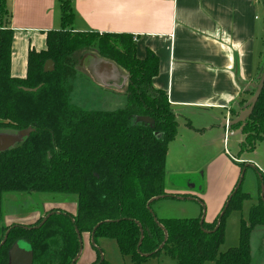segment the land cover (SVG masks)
Here are the masks:
<instances>
[{"label": "trees", "instance_id": "16d2710c", "mask_svg": "<svg viewBox=\"0 0 264 264\" xmlns=\"http://www.w3.org/2000/svg\"><path fill=\"white\" fill-rule=\"evenodd\" d=\"M74 16L70 3L62 2V27L47 32L45 49H30L26 76L14 77L11 10L8 0H0V130L33 129L18 146L0 152V226L6 193L77 196L75 215L53 208L42 226L47 215L35 224L13 223L5 228L9 233L0 247V264L9 263V251L18 241L30 245L33 264H73L81 248L76 229L82 236L96 226L95 241L98 236L114 238L120 253L136 260L166 249L177 264H251V234L264 225V173L256 168L260 195L250 207L248 220L241 223L239 244L224 252L220 248L226 238L225 217L252 199L241 187L231 194L224 214L211 223L204 220L203 227L202 216L158 217L152 210L157 200L148 207L151 199L196 197L165 192L166 157L178 120L167 93L152 83L159 72L158 58L149 53L139 59L136 42L128 34L74 31ZM88 52L113 60L128 73L121 108L87 110L72 101L71 80ZM50 60L53 68L46 70ZM141 116L154 122L139 120ZM243 134L241 152L253 151L264 139V88ZM98 252L95 264H110L102 259L101 249Z\"/></svg>", "mask_w": 264, "mask_h": 264}, {"label": "crops", "instance_id": "0c3cea01", "mask_svg": "<svg viewBox=\"0 0 264 264\" xmlns=\"http://www.w3.org/2000/svg\"><path fill=\"white\" fill-rule=\"evenodd\" d=\"M64 1L70 3L74 12V31L128 34L133 39L136 37L139 59L147 58L149 53L157 56L159 72L152 83L167 93L177 114L178 128L179 118L186 114L188 122L181 124L190 135L196 133L199 144L208 143L205 137L212 131L215 134L210 141L224 137L223 121L233 119L235 109L259 78L262 68V0H8L10 26L14 31L12 76L25 77L30 49H45L47 32L62 27ZM86 54L82 55L80 63ZM93 54L84 58L83 66L89 58L87 66L91 71H87L95 80L92 89L95 108L122 107L126 102L127 73L97 52ZM48 67L53 68V64ZM79 84L76 82L71 96L74 103L73 94ZM111 99L113 102L107 103ZM188 116L203 119L193 123ZM195 141L192 139V143ZM210 158L213 161L208 173L211 170V178H221L220 163L229 165V155L221 149ZM232 169L237 171L236 166ZM236 180L237 173H232L231 179H223L228 183L225 188H222V182L215 185L218 204L224 202ZM211 184L209 182L210 187ZM165 187L169 195L194 194L195 198L175 199L195 201L203 206V192L195 191L193 185L189 188ZM253 201V204L257 203L258 198ZM251 250V264H264V225H258L252 231Z\"/></svg>", "mask_w": 264, "mask_h": 264}, {"label": "rangeland", "instance_id": "374dc122", "mask_svg": "<svg viewBox=\"0 0 264 264\" xmlns=\"http://www.w3.org/2000/svg\"><path fill=\"white\" fill-rule=\"evenodd\" d=\"M264 3V0H262ZM262 18L264 19V9L262 13ZM91 56L90 58H92ZM89 58L85 62L84 66L80 63L78 66V73L75 78L71 80V85L74 86L77 82L79 84L78 88L76 85L75 92L73 94V99L79 106L87 110H113L117 108H95L93 104L95 80L92 79L88 73L91 70L88 68ZM119 66V65H118ZM120 70L126 72L121 66ZM264 68V57L262 68L260 70V75ZM88 70V71H87ZM259 78H257L254 84H258ZM256 87L253 85L248 89L246 97H244L238 105V108L234 111V117H237L240 110H242L247 102L252 98L255 93ZM87 90H91L87 92ZM117 100V98H116ZM120 100V98H119ZM113 100H108L110 102ZM106 103V104H107ZM104 107H107L104 105ZM121 108V107H120ZM186 114L179 118L180 127L177 130V135L173 141L169 144V151L166 157V176L164 180V188L166 192L167 186H177V187H190L193 185L195 191L203 192V206L195 201L188 200H178L175 198H162L153 203L152 210L158 217L165 218H198L205 214L207 222L215 221L224 208L229 197L235 190L239 180L241 179L242 172L246 164H253L255 167H247L245 176L241 185L242 192H248L252 195V199L256 200L260 195V181L259 175L256 168L264 173V139L257 142L255 149L250 152H241V145L244 142L245 134L229 136L227 143L224 137L220 140L210 141V138L215 134V131L209 132L205 138H208V143L199 144L197 142L198 136L196 133L191 135L184 128L181 123L186 122ZM189 121L196 123L201 121V117H191L188 116ZM188 122V121H187ZM224 130V128H223ZM226 132V131H223ZM192 139L196 140L192 143ZM5 139H0V146L3 145ZM14 142L10 144L12 146ZM19 144L16 142L13 146ZM208 144V145H207ZM221 149L229 155L231 162L229 165L225 163H220L221 172L223 175L221 178L218 176L211 178V170L208 173L209 165L212 163V157L217 154ZM232 166L237 167V171L232 169ZM258 169V170H259ZM237 173L236 184L231 190V192L226 196V199L222 203L221 209L219 202L218 204V190L216 184L221 183L220 187L225 188V183L223 179L229 177L231 179V174ZM210 177V179H209ZM211 182V187L209 186ZM187 193V192H181ZM169 195L168 193H166ZM190 194V193H187ZM204 194L208 195L204 197ZM253 200H246L243 203L241 210L232 209L224 220L225 226V242L221 246L220 251L224 252L230 247H235L239 244L240 226L243 220H248V214L250 207L253 205ZM205 207V208H204ZM53 208H59L62 211L77 212V196L75 194L68 193H6L4 196L3 203V220L0 226V238H3L5 234V228H8L11 224H35L38 219L45 217L48 211ZM71 213V212H70ZM73 214V213H71ZM73 214V215H75ZM216 215V216H215ZM213 219V220H212ZM3 226V227H2ZM92 232L82 233V256L78 260L77 264H95L99 252L101 249L102 254L106 262L110 264H177L176 260L173 259L167 252L166 249L158 251L156 254L142 258L140 260L134 259L130 255H123L120 253L117 241L114 238L98 236L95 243L92 241ZM22 246H26V243L22 242ZM262 244V243H261ZM260 246V245H259ZM204 264H216L215 261H206Z\"/></svg>", "mask_w": 264, "mask_h": 264}, {"label": "water", "instance_id": "95a60500", "mask_svg": "<svg viewBox=\"0 0 264 264\" xmlns=\"http://www.w3.org/2000/svg\"><path fill=\"white\" fill-rule=\"evenodd\" d=\"M90 55H94L93 52H88L84 58L86 56H90ZM84 58L81 60V64H83L84 62ZM108 59V58H107ZM110 61H112L113 63H115L113 60L111 59H108ZM49 64H53V62L50 60L46 63V70H52V67H48ZM116 65H118L117 63H115ZM127 73V72H126ZM127 76H128V73H127ZM129 78V77H128ZM129 80V79H128ZM254 87H256V91L254 93V95L252 96V98L247 102L246 106L240 110L239 114L237 115V117L227 121V119H225L222 123V127L226 128L228 127L230 130L233 128V126L235 125H238V124H241V126L234 130V131H230L228 132L227 134L224 135V139L226 137H229V136H235V135H242L243 134V128L245 126V123L247 121V119L252 115L254 109H255V106L260 98V95L263 91V88H264V68H263V71L260 75V78H259V82L258 84H253ZM139 120H142L144 122H148V123H153L154 120L149 118V117H145V116H141V117H138ZM33 131L32 128H28V129H25V130H16V129H10V128H7V129H1L0 130V139H5L4 143L2 146H0V152L2 151H5L7 149H10V148H13V147H16L18 146L21 142H23L25 140V138L27 136L30 135V133ZM14 142V144L16 142H19V144L15 145V146H10V144ZM255 167V165L253 164H246L243 172H242V175H241V179L239 180L235 190L233 191L232 195L235 194L238 189L241 187L242 185V182H243V179H244V176H245V172L247 170V167ZM160 198H164V196H158V197H155L153 199H151L149 202H148V207L150 208V204L154 201V200H160ZM179 198H183V197H179ZM232 196L229 197L228 201L226 202L225 204V208L228 207L229 205V202L231 200ZM261 198L262 200L264 201V184L262 183L261 184ZM224 212H222L221 215H223ZM155 215V214H154ZM48 217H50V214H47V216L43 219V221L40 223L39 226H42L46 220L48 219ZM155 220L158 221L157 217L155 216ZM204 220H205V214L202 215V218H201V227H203V223H204ZM220 221V220H219ZM98 226H96L92 232V241L93 243H95L94 241V235H95V230ZM218 227V226H217ZM77 230V233H78V237H79V240H80V244H81V248H80V252L79 254L77 255V257L75 258L73 264H75V262L78 260V258L80 257V254L82 252V236L79 232L78 229ZM8 232H6L1 244H0V247L1 245H3L7 238H8ZM168 235H167V232H166V239H167ZM142 239H143V236L141 238V241H140V244L142 242ZM22 242L26 243L25 241H18L16 242L12 248L10 249L9 251V263L8 264H33V259H34V253H33V250L30 248V245L28 243H26V246H22ZM163 247V244L160 246V248ZM102 259H103V256H102Z\"/></svg>", "mask_w": 264, "mask_h": 264}, {"label": "built area", "instance_id": "2783aa9c", "mask_svg": "<svg viewBox=\"0 0 264 264\" xmlns=\"http://www.w3.org/2000/svg\"><path fill=\"white\" fill-rule=\"evenodd\" d=\"M134 40H136V37L134 38ZM227 121H229V119H227ZM229 130H230V129H229L228 127H226V132H225V134H227V133L229 132ZM227 139H228V137L225 138L226 141H227Z\"/></svg>", "mask_w": 264, "mask_h": 264}]
</instances>
